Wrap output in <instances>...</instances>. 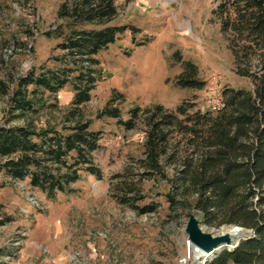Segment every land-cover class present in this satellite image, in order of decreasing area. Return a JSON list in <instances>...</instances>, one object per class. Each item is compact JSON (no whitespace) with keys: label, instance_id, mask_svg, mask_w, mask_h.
Wrapping results in <instances>:
<instances>
[{"label":"trees","instance_id":"trees-1","mask_svg":"<svg viewBox=\"0 0 264 264\" xmlns=\"http://www.w3.org/2000/svg\"><path fill=\"white\" fill-rule=\"evenodd\" d=\"M122 1L61 0L54 24L41 33L56 41L48 58L52 65L0 79V96L7 98L0 124V175L7 182L27 180L53 201L58 194L73 193L83 174L101 179L94 153L102 134L91 128L84 105L102 78L96 55L127 30L132 36L139 32L115 23ZM213 2L212 17L233 55L234 72L249 80L250 88L224 87L217 111L195 109L187 101L174 110L134 105L127 119L116 105L124 97L113 91L96 118L114 119L126 130L141 126L144 141L142 156L114 176L118 181L110 196L138 214L154 213L158 203L140 204L146 198L143 185L163 186L174 216L192 213L210 228L240 226L252 232L207 264H264V0ZM176 59L181 72L173 83L205 88L198 67L178 54ZM65 87L73 95L61 109L57 94ZM19 118L25 119L23 125H11Z\"/></svg>","mask_w":264,"mask_h":264},{"label":"rangeland","instance_id":"rangeland-1","mask_svg":"<svg viewBox=\"0 0 264 264\" xmlns=\"http://www.w3.org/2000/svg\"><path fill=\"white\" fill-rule=\"evenodd\" d=\"M60 2L0 0V79L23 75L42 64L52 65L48 58L56 41L41 33L54 24ZM214 8L213 0L121 2L115 23L139 32L132 36L127 30L96 55L102 78L84 105L91 128L102 134L100 148L94 153L102 177L83 174L72 186L73 193L58 194L50 201L31 189L27 180L9 183L0 175V264H179L188 251L184 233L188 216H174L165 202L163 186L143 185L146 198L140 204L158 203L154 213L138 214L110 196L118 181L114 176L142 156L143 128L126 130L114 119H97L96 114L113 91L124 97L116 104L122 119H127V111L134 105L161 104L174 110L187 101L201 109L208 88L191 90L173 83L181 72L177 54L198 67L200 80L216 77L219 91L227 86L250 88L249 80L234 72L233 55L212 17ZM26 30L34 35L29 38ZM141 41L148 43L137 47ZM72 95L70 87L57 94L61 109L69 105ZM6 108L7 98L0 96V124ZM24 123L19 118L11 125ZM199 227L213 235L231 228H210L200 222Z\"/></svg>","mask_w":264,"mask_h":264},{"label":"water","instance_id":"water-1","mask_svg":"<svg viewBox=\"0 0 264 264\" xmlns=\"http://www.w3.org/2000/svg\"><path fill=\"white\" fill-rule=\"evenodd\" d=\"M237 234L221 232L213 235L203 232L199 227L197 218L190 214L184 228L185 238L193 246L199 247L205 253H218L224 250L227 246L234 248L241 240L249 238L251 231L240 226H230Z\"/></svg>","mask_w":264,"mask_h":264},{"label":"built area","instance_id":"built-area-1","mask_svg":"<svg viewBox=\"0 0 264 264\" xmlns=\"http://www.w3.org/2000/svg\"><path fill=\"white\" fill-rule=\"evenodd\" d=\"M216 77H211L206 82L205 88L209 90V95L206 97L205 104L202 106V110L217 111L222 107V100L220 97V91L217 90ZM186 246L188 248L187 253L181 257L179 264H207L215 253H205L199 247L193 246L186 240Z\"/></svg>","mask_w":264,"mask_h":264},{"label":"bare ground","instance_id":"bare-ground-1","mask_svg":"<svg viewBox=\"0 0 264 264\" xmlns=\"http://www.w3.org/2000/svg\"><path fill=\"white\" fill-rule=\"evenodd\" d=\"M222 232H223V233H224V232H228V233H230V234H235V235L237 234V232L233 231L231 228L224 229ZM227 247H230V246H227Z\"/></svg>","mask_w":264,"mask_h":264}]
</instances>
